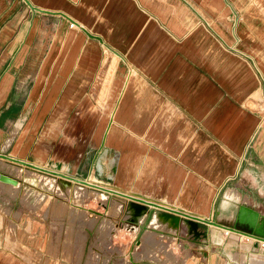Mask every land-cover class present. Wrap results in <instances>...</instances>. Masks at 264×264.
Masks as SVG:
<instances>
[{
	"label": "crops",
	"instance_id": "crops-1",
	"mask_svg": "<svg viewBox=\"0 0 264 264\" xmlns=\"http://www.w3.org/2000/svg\"><path fill=\"white\" fill-rule=\"evenodd\" d=\"M263 92L264 0H0V155L99 186L87 187L107 201L235 225L174 215L195 232L153 230L175 264L264 259L235 222L264 220ZM8 198L0 264H88L85 240L80 254L64 238L49 244ZM142 204L140 236L161 212ZM77 219L54 234L95 235L96 248L102 232V250H128L122 226Z\"/></svg>",
	"mask_w": 264,
	"mask_h": 264
},
{
	"label": "rangeland",
	"instance_id": "rangeland-1",
	"mask_svg": "<svg viewBox=\"0 0 264 264\" xmlns=\"http://www.w3.org/2000/svg\"><path fill=\"white\" fill-rule=\"evenodd\" d=\"M15 167H20V169H22L16 179L20 184L17 189L13 190L9 186V183H0V206L3 208L7 207L8 196L10 195L12 199L11 207L13 211L16 210L17 212V215L14 217L18 221L22 222L27 216L31 215L30 212H33L34 224L47 229L49 244H55L57 240L60 241L61 238H64L67 244L79 243L80 245H78L77 251L78 254H80L81 243L85 240L83 243V247L85 248L83 251V258H87L88 264H175L180 260V258H177L175 255L177 254L175 246H173V252H171L167 246L168 244L159 240V250H156V241L161 239L162 235L157 234L153 229L163 228L171 232L187 234L195 232L192 222L179 219L174 216V214L172 215L163 210L160 212L153 211L156 209H152L153 213L149 217L147 227L140 236L141 229L138 233L135 232L138 228V224L142 222L143 218L133 221L128 220L129 213L125 212V207L126 203H130L139 205L146 210L142 203L115 199L113 201L120 204L119 209L121 206L122 208L120 210L117 208L118 210L116 209V212H114V205H112L113 201H107L105 193L96 191L92 188L88 189L86 185L63 179L47 171L38 170L20 164L19 162L17 163L0 158V174L16 178L13 172ZM22 172L24 173L22 174ZM41 175L55 178L64 189L59 188V190L53 183L48 184L44 182L41 180L42 178H40ZM75 186L77 187L75 188ZM3 208H1V210L6 212V209ZM156 213L161 214L166 219H171L175 224L171 222L152 226L151 221ZM121 215L123 216L122 219ZM78 216H81V222L83 223L81 226H91L89 228L94 229V227H96V225L98 226L100 223L98 229L104 231V233H108L112 228H116L117 226H122L124 229L123 237L126 240H130L128 250H102L100 248V243L104 242L103 237H105L102 232H100V236H98L100 243L96 248L93 245L95 235L66 234L65 236H60L59 234H54L56 233L57 227H70L71 229L73 226L75 227L76 223H78ZM4 218V224H8L9 222L6 219L9 217L4 216ZM146 220L147 215L143 220L144 223L141 224L142 226H144ZM4 224L2 225L4 226ZM28 224L29 223H27V225Z\"/></svg>",
	"mask_w": 264,
	"mask_h": 264
},
{
	"label": "water",
	"instance_id": "water-1",
	"mask_svg": "<svg viewBox=\"0 0 264 264\" xmlns=\"http://www.w3.org/2000/svg\"><path fill=\"white\" fill-rule=\"evenodd\" d=\"M1 158H6L4 155H0ZM39 170H43V171H47L51 174H55V175H58L64 179H67L69 181H73V182H78L80 184H83V185H86V186H91V187H94V188H100V189H103L99 186H96V185H93V184H90L89 182H86L84 180H80V179H76V178H72L70 176H66V175H63V174H60V173H57V172H54V171H48V170H44L42 168H37ZM0 180L4 181V182H10L12 184H16V180L13 179V178H10L4 174H0ZM106 190V189H104ZM122 195V194H121ZM125 197H127L128 199H131V200H134V201H137V202H140V203H144L146 205H151L153 207H160L161 210H164L166 212H169L171 214H174V215H178V216H183L185 218H188L190 220H199V221H205L209 224H212V225H216V226H219V227H222L224 228L225 230H228V231H235L236 230V227L235 225L233 224L232 227H223V226H220L212 221H206V220H203L201 218H198L196 216H193V215H190V214H186L184 212H181L179 210H175V209H170V208H165V207H161V206H157L156 204H152L150 202H145L141 199H138V198H134V197H131V196H127V195H123ZM235 222L236 223H242V222H245L249 228H250V231L251 233L249 235L257 238V239H260V240H264V220L262 219H258L257 223L255 221V219L251 218V217H246L244 216L243 214H241L240 212L237 214V217L235 219Z\"/></svg>",
	"mask_w": 264,
	"mask_h": 264
},
{
	"label": "bare ground",
	"instance_id": "bare-ground-1",
	"mask_svg": "<svg viewBox=\"0 0 264 264\" xmlns=\"http://www.w3.org/2000/svg\"><path fill=\"white\" fill-rule=\"evenodd\" d=\"M47 170V169H46ZM22 171V169H20V167H15L14 169H13V172L15 173V177L17 178L18 176H19V174H20V172ZM24 171V170H23ZM25 172V171H24ZM24 172H22V174L24 173ZM23 177V176H22ZM40 178H42L41 180H43L44 182H46V183H48V184H50V183H53L54 184V186H56L58 189L59 188H63L64 189V187H62L56 180H55V178H53V177H50V176H45V175H41V177ZM15 179V178H14ZM64 179V178H63ZM0 183L2 184V183H9V186L13 189V190H15V189H17L18 188V185H19V183H16V184H12V183H10V182H4V181H2V180H0ZM76 183H78V182H76ZM83 185V184H82ZM7 186V185H6ZM49 186H51V185H49ZM67 187V186H66ZM77 186H75V188H76ZM54 188V187H53ZM82 188V187H81ZM86 188H88V189H90L89 187H86ZM60 190V189H59ZM74 191V190H73ZM79 192V191H78ZM77 192V193H78ZM124 203V202H123ZM141 204V203H140ZM112 205H114V212H116V209L118 208L119 209V205L120 204H118V202H116V201H113V204ZM123 205V204H122ZM143 205V204H142ZM125 206V205H124ZM121 208H122V206H121ZM120 208V209H121ZM126 210H125V212H128L129 213V216H128V220H137V219H141V218H143L144 217V215L146 214V210H144L141 206H139V205H136V204H130V203H126ZM117 209V210H118ZM119 209V210H120ZM124 210V209H123ZM120 212V211H119ZM127 220V219H126ZM171 222H173V224H175L174 223V221H172L171 219H166L165 217H163L161 214H155L154 215V218L152 219V221H151V225L152 226H156L157 224L158 225H160V224H163V223H171ZM152 228V227H151ZM231 257L232 258H234L233 256H232V254H231ZM241 258V260H243L244 261V258H245V256L244 255H241L240 256ZM239 259V260H240ZM229 260V259H228ZM250 262H252V263H255V264H264V259H255V257H250V259H248Z\"/></svg>",
	"mask_w": 264,
	"mask_h": 264
},
{
	"label": "built area",
	"instance_id": "built-area-1",
	"mask_svg": "<svg viewBox=\"0 0 264 264\" xmlns=\"http://www.w3.org/2000/svg\"><path fill=\"white\" fill-rule=\"evenodd\" d=\"M263 95H264V92H263ZM258 245L260 248L264 249V240H258Z\"/></svg>",
	"mask_w": 264,
	"mask_h": 264
}]
</instances>
